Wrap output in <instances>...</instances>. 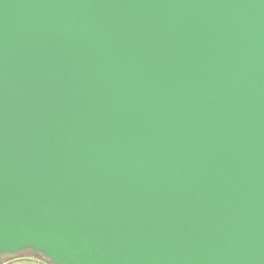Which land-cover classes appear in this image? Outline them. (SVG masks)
<instances>
[{"label": "water", "instance_id": "obj_1", "mask_svg": "<svg viewBox=\"0 0 264 264\" xmlns=\"http://www.w3.org/2000/svg\"><path fill=\"white\" fill-rule=\"evenodd\" d=\"M264 264V0H0V260Z\"/></svg>", "mask_w": 264, "mask_h": 264}, {"label": "trees", "instance_id": "obj_2", "mask_svg": "<svg viewBox=\"0 0 264 264\" xmlns=\"http://www.w3.org/2000/svg\"><path fill=\"white\" fill-rule=\"evenodd\" d=\"M7 255H9L10 257H8ZM41 256L43 257L39 252H33V250L31 248H22L16 252H9V251H6L4 253L1 254V257L2 259L0 260V264L2 262H5L6 260H10V259H13V258H17V257H23V256ZM45 258L49 263L51 264H54L53 262H51L49 260V258L47 257H43Z\"/></svg>", "mask_w": 264, "mask_h": 264}, {"label": "crops", "instance_id": "obj_3", "mask_svg": "<svg viewBox=\"0 0 264 264\" xmlns=\"http://www.w3.org/2000/svg\"><path fill=\"white\" fill-rule=\"evenodd\" d=\"M10 257L9 255H7ZM1 264H51L49 263L45 258L41 256H23V257H17L10 260H6L5 262H2Z\"/></svg>", "mask_w": 264, "mask_h": 264}]
</instances>
